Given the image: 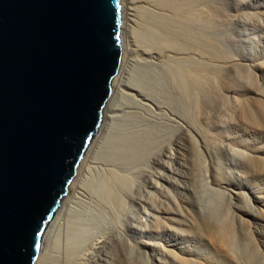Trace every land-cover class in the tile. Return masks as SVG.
Returning a JSON list of instances; mask_svg holds the SVG:
<instances>
[{
  "label": "bare ground",
  "instance_id": "obj_1",
  "mask_svg": "<svg viewBox=\"0 0 264 264\" xmlns=\"http://www.w3.org/2000/svg\"><path fill=\"white\" fill-rule=\"evenodd\" d=\"M249 1L120 0L111 94L34 264H166L173 249L179 264L201 260L164 235L207 229L216 197L240 210L224 180L242 153L234 122L250 116L245 79L259 72L264 84L252 54L264 47V0Z\"/></svg>",
  "mask_w": 264,
  "mask_h": 264
},
{
  "label": "water",
  "instance_id": "obj_2",
  "mask_svg": "<svg viewBox=\"0 0 264 264\" xmlns=\"http://www.w3.org/2000/svg\"><path fill=\"white\" fill-rule=\"evenodd\" d=\"M120 0H0V264H34L101 121Z\"/></svg>",
  "mask_w": 264,
  "mask_h": 264
},
{
  "label": "rangeland",
  "instance_id": "obj_3",
  "mask_svg": "<svg viewBox=\"0 0 264 264\" xmlns=\"http://www.w3.org/2000/svg\"><path fill=\"white\" fill-rule=\"evenodd\" d=\"M247 3L253 2L247 0ZM260 31L264 32L261 27V35ZM252 54L257 55L264 64V47L260 49L254 46ZM244 55L247 56L246 52ZM261 74L253 72L245 79L249 90L243 93L247 97L250 116L248 120L245 117L234 122L236 128L233 134L242 153L236 158L237 166L231 165V172L224 177L236 188V197L232 192L235 197L232 203L236 202L241 211L233 210L228 196L216 197L206 209L208 215L204 222L208 223L207 229L203 231L198 224L196 229L188 232L190 240L184 239L186 232L180 233L178 238L164 233L170 241L193 245L201 258L197 264H264V235L261 234L264 231V84L256 81V77ZM228 158L221 151V170L225 169ZM173 250L166 264H179V252ZM155 258L161 264L166 257L157 254Z\"/></svg>",
  "mask_w": 264,
  "mask_h": 264
}]
</instances>
